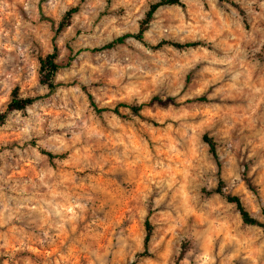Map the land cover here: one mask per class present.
<instances>
[{
	"label": "rangeland",
	"instance_id": "1",
	"mask_svg": "<svg viewBox=\"0 0 264 264\" xmlns=\"http://www.w3.org/2000/svg\"><path fill=\"white\" fill-rule=\"evenodd\" d=\"M154 1L0 0V111L14 88L42 96L0 124V264H130L146 217L151 255L135 264H264L262 229L213 192L222 180L264 222V0L159 8L145 40L195 48L86 49L135 32ZM54 42L48 93L38 58ZM86 92L145 105L97 113Z\"/></svg>",
	"mask_w": 264,
	"mask_h": 264
},
{
	"label": "trees",
	"instance_id": "2",
	"mask_svg": "<svg viewBox=\"0 0 264 264\" xmlns=\"http://www.w3.org/2000/svg\"><path fill=\"white\" fill-rule=\"evenodd\" d=\"M163 6L183 7L184 3H183V0H156L154 2H151L148 6V9L145 11L143 18L140 20L138 24V29L135 32L124 33L122 35L115 37L114 39H112L111 41L103 45L92 47V48H86V49L89 51H93V52L111 49L117 44L124 43L125 40L128 38H133L139 41L140 43H142L143 45L151 47V48H161L163 46L169 45L178 50H185V49L195 48L199 45H202L201 42H198V41L181 42V41H175V40H169V39H162L158 41L155 45L149 44L144 38V33L147 30V27L150 21L152 20L155 12ZM78 9H79L78 6H74V7L69 8L63 14L62 18L60 19L58 23L57 29L55 31V37L56 35H58V33L61 30H63L65 27H67L70 24L73 14L76 13ZM68 49L70 52H72L71 47H68ZM57 56H58V49H57L56 43L54 42L52 50L49 53H46L45 55L39 56L38 58L39 82L48 89V93L53 92L57 87V83L55 81V75L61 67V65L57 62ZM74 57H75V54H69L67 57L66 65H68L74 59ZM86 95H87V99H88L90 106L97 113H100L106 110H111L115 114L121 115L122 113L120 111V108L124 107V108H128L131 112L135 114H139L143 106L145 105V103L133 104V103L121 102L119 104H116L113 108L100 107L94 101V98L91 93L86 92ZM40 97L42 96L22 97L19 95L18 89L14 88L11 92L10 99L8 103L6 104L5 108L0 111V124H2L6 120V118L8 117L10 113L25 109L26 107L30 106ZM151 101L152 99L150 100V102ZM203 140L207 143L209 151L212 154L213 158L217 160L215 142L212 140L211 137H207L205 135L203 136ZM47 155L50 158L53 157V154L51 153H47ZM217 167H218V170H220V163L218 162H217ZM222 186H223L222 180L219 179L213 192L222 196L227 202L235 205L243 223L248 224V225L258 226L262 229L264 233V222L259 220L258 217L251 214L245 208L239 196L225 193L222 189ZM144 226H145V236L143 239V249L142 251L137 252L135 254V259L130 264H135L136 259H138L139 257H145V256L151 255V252L149 251V242L152 236L153 227L148 217L145 218Z\"/></svg>",
	"mask_w": 264,
	"mask_h": 264
}]
</instances>
